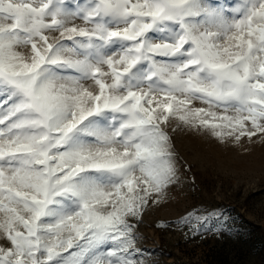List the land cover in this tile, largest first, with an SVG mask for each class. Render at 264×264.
Instances as JSON below:
<instances>
[{"label":"snow or ice","instance_id":"1","mask_svg":"<svg viewBox=\"0 0 264 264\" xmlns=\"http://www.w3.org/2000/svg\"><path fill=\"white\" fill-rule=\"evenodd\" d=\"M180 129L264 141V0H0V264H158L137 228L191 171Z\"/></svg>","mask_w":264,"mask_h":264},{"label":"rangeland","instance_id":"2","mask_svg":"<svg viewBox=\"0 0 264 264\" xmlns=\"http://www.w3.org/2000/svg\"><path fill=\"white\" fill-rule=\"evenodd\" d=\"M173 137L191 171L166 202L147 210L137 228L140 243L154 251L158 264H264V141L258 136L224 146L184 129ZM199 208L221 210L238 231L192 236L170 223Z\"/></svg>","mask_w":264,"mask_h":264}]
</instances>
